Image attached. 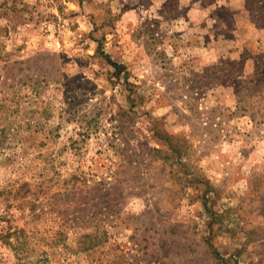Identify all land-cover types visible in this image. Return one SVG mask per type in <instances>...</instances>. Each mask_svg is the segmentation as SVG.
Listing matches in <instances>:
<instances>
[{
  "label": "rangeland",
  "instance_id": "374dc122",
  "mask_svg": "<svg viewBox=\"0 0 264 264\" xmlns=\"http://www.w3.org/2000/svg\"><path fill=\"white\" fill-rule=\"evenodd\" d=\"M0 264H264V0H0Z\"/></svg>",
  "mask_w": 264,
  "mask_h": 264
},
{
  "label": "trees",
  "instance_id": "16d2710c",
  "mask_svg": "<svg viewBox=\"0 0 264 264\" xmlns=\"http://www.w3.org/2000/svg\"><path fill=\"white\" fill-rule=\"evenodd\" d=\"M111 63H112V65H113V66H115V67L117 66V64H116V63H113V62H111Z\"/></svg>",
  "mask_w": 264,
  "mask_h": 264
}]
</instances>
